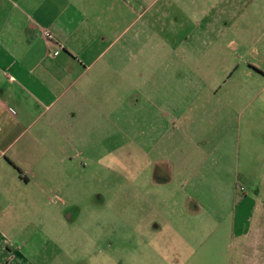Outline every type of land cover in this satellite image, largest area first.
<instances>
[{
  "label": "crops",
  "instance_id": "crops-1",
  "mask_svg": "<svg viewBox=\"0 0 264 264\" xmlns=\"http://www.w3.org/2000/svg\"><path fill=\"white\" fill-rule=\"evenodd\" d=\"M120 2L0 0V164L6 172L0 179L8 181L6 193L18 190L27 196L32 186H39L42 195L60 193L57 167L74 163L77 149L100 165L108 159L128 165L118 156L122 148L117 143L107 148L124 134L121 114L126 113L130 144L138 150L131 154V166L138 168V175L147 171L142 181L158 193L151 201V190L133 185L136 218L131 237L110 241L107 246H117V254L98 256V263L171 264L182 242L192 246L172 237L180 231L172 214L205 209V171L213 174L226 157L232 165L228 189L234 209L216 222L212 250L216 260L220 255L230 264H261L264 0H243L245 20L259 22L261 33L252 31L255 24H250L238 37L216 33L212 45L215 55L228 50L231 86L262 85V92L238 95L232 90L225 108L196 113L192 122L186 117L185 96L173 95L169 88L173 66L187 65L180 55L188 50L172 47L167 40L181 18L173 21L164 14L163 32L168 28V35L157 33L156 17L149 14L156 1L148 11L139 0L131 5ZM47 31L53 35V47ZM157 35L162 38L159 48L154 45ZM173 53L179 54L174 65ZM237 53L246 57L245 63H237ZM55 208L48 213L53 215ZM151 211L154 221L145 218ZM220 243L226 252L218 251ZM207 246L209 242L202 241L196 247L197 262L211 257ZM4 248L0 245L1 263L12 259ZM106 251L101 249V256Z\"/></svg>",
  "mask_w": 264,
  "mask_h": 264
},
{
  "label": "rangeland",
  "instance_id": "rangeland-1",
  "mask_svg": "<svg viewBox=\"0 0 264 264\" xmlns=\"http://www.w3.org/2000/svg\"><path fill=\"white\" fill-rule=\"evenodd\" d=\"M120 1L121 5H131L138 0ZM153 1L156 2L149 14L156 17L157 33L168 35L166 32L168 28L163 32L164 14L172 15L173 21L178 17L182 20L178 22L181 27H176L175 33H169L170 37L167 40L171 42L172 47L178 46L188 50L180 55L186 59L187 65L176 68L173 66L172 83L169 88L173 95L180 92L185 96V112L189 121L192 122L196 113L210 112L213 108L221 110L225 108L232 90L238 95L242 93L257 95L262 92V85L245 86L240 83L235 87L231 86L233 71L228 68V50L217 55L212 52L216 33H224L222 36L235 33L238 37V33H244L250 24H255L252 28L255 33L261 31L262 28L259 29L256 25L259 22L250 23L245 20L243 0H139L143 10L147 11ZM170 2L172 6L169 5ZM161 40L159 36L156 37L154 41L156 48L161 46ZM223 40L227 43L228 39ZM225 43L224 45H227ZM196 50L198 53H195ZM172 57L174 65L179 54L173 53ZM236 57L237 63L239 61L245 63L247 60L240 53H237ZM127 120L126 113H122L124 134L118 136L117 142H109L107 148L117 143L118 148H122L118 156L128 160L129 162H126L128 165L118 166L113 159L103 161L104 163L100 165L88 160L77 149L74 163L57 167L59 180L55 184L58 182L60 193L42 195L39 193V186H32L27 190V196L20 195L21 191L18 190L15 195H9L6 193L8 181L0 179V245L5 247L6 252L12 254L13 259L5 263H1L4 260L0 259V264H99L98 256L101 258L105 254L115 257L117 246L107 245L110 241L115 244L121 237L130 238L131 225L136 218L133 212L135 200L131 197L133 185L139 189L151 190V201L158 193L151 186L148 187L144 179L142 181L147 171L144 170L138 175V168L131 166V154H138V150L130 144L131 136L128 134L131 133V129L127 126ZM112 157L114 158V154ZM219 168H214L213 174L205 171L206 177L202 184L204 192L202 203L205 209L201 213L199 209L198 212L190 210L182 214H172L171 219L176 228L180 229L178 235L172 237L188 240L192 246L189 243L184 245L182 242L180 246L182 251L178 256L175 254L171 256V264H179L178 262L230 264L220 255L216 260L217 253L212 250L216 240V222L226 219L234 209L228 189L232 165L225 157ZM5 175L1 163L0 176ZM176 197L180 205H184L183 198ZM262 200L264 201V192ZM51 206L59 207L58 210L54 209L53 215L47 210ZM148 214H145L146 220L154 221L152 211L150 217ZM261 227L258 249L262 258L261 264H264V222ZM222 238L219 233V239ZM202 241L209 242L206 248L210 250L208 253L211 257L208 261L199 263L194 254L197 253L195 250ZM173 248L175 249L174 246ZM101 249L107 250L102 256ZM217 249L222 250V253L226 252V247L221 243Z\"/></svg>",
  "mask_w": 264,
  "mask_h": 264
},
{
  "label": "built area",
  "instance_id": "built-area-1",
  "mask_svg": "<svg viewBox=\"0 0 264 264\" xmlns=\"http://www.w3.org/2000/svg\"><path fill=\"white\" fill-rule=\"evenodd\" d=\"M45 37L47 38L49 44L51 45V47H53V35L50 31L45 32ZM59 52L56 51L55 54L57 55ZM241 191L244 192V188H241Z\"/></svg>",
  "mask_w": 264,
  "mask_h": 264
}]
</instances>
